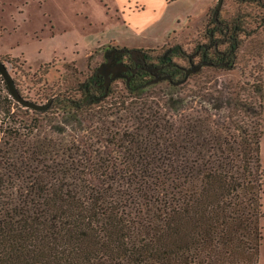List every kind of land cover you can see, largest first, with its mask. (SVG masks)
<instances>
[{
    "label": "trees",
    "instance_id": "obj_1",
    "mask_svg": "<svg viewBox=\"0 0 264 264\" xmlns=\"http://www.w3.org/2000/svg\"><path fill=\"white\" fill-rule=\"evenodd\" d=\"M220 13L210 8L208 41L194 54L233 71L250 30ZM180 71L171 69L173 81ZM200 71L180 84L166 79L170 114L147 94L157 82H143L150 72L141 71L126 83L132 100L123 101L124 115L108 112L117 113L109 120L115 129L99 127L88 145L42 135L39 118L20 126L0 118V264H259L264 78L177 91ZM102 84L93 75L79 98L56 96L47 109H31L62 110L80 125L106 92ZM4 99L0 117L11 118L20 103L9 91Z\"/></svg>",
    "mask_w": 264,
    "mask_h": 264
},
{
    "label": "rangeland",
    "instance_id": "obj_2",
    "mask_svg": "<svg viewBox=\"0 0 264 264\" xmlns=\"http://www.w3.org/2000/svg\"><path fill=\"white\" fill-rule=\"evenodd\" d=\"M216 4L217 0H0V61L6 63L21 94L37 103L64 95L79 98L84 82L103 68L107 52L123 47L129 48L124 53L130 63L132 52L136 58L146 53L152 65H161L163 56L166 60L171 58L170 62L181 70L173 78L180 80L184 69L203 59L194 51L198 44L208 41L207 14ZM220 16L241 19L250 30L240 48L237 67L233 71L203 67L179 85L177 91L183 95L195 83L203 84L206 80L215 84L217 79L221 82L264 78V0H224ZM175 45L182 48L181 55L168 51ZM142 76L143 82L153 78L145 72ZM169 91L167 80L150 84L147 89L150 98L168 114L171 111L163 107V102ZM7 92L0 74L1 107L6 106ZM99 95L83 114L85 119L80 125L67 123L68 115L62 110L38 114L18 103L12 108L11 118L2 114L1 122L20 126L33 124L39 118L42 135L62 137L68 143L79 140L92 144L96 142L95 134L101 132L99 127L103 131L115 129L109 120L118 121L117 113L108 116V112L120 110L119 115L123 116V101L132 100L127 97L126 81L121 77L112 79L106 92ZM56 128L63 130L60 135L54 133ZM103 144L100 141L97 146ZM261 162L264 165V135ZM262 204L264 209V195ZM262 227L259 264H264V217Z\"/></svg>",
    "mask_w": 264,
    "mask_h": 264
},
{
    "label": "flooded vegetation",
    "instance_id": "obj_3",
    "mask_svg": "<svg viewBox=\"0 0 264 264\" xmlns=\"http://www.w3.org/2000/svg\"><path fill=\"white\" fill-rule=\"evenodd\" d=\"M168 51L173 52V48L169 49ZM130 55L133 58L132 63L127 60V55L125 53L115 50L107 52L105 55L103 68L97 70L95 73L98 79L103 82L102 86H104L105 90L108 89L109 83L112 81V79L121 77L126 81V83H128L131 82L133 78L137 77V75L139 76L141 71L150 72L149 75L153 77L150 83L154 82V80L157 78L154 73L159 75V81L166 80L164 79V76L170 75L171 69L175 67H173V65L170 63V60H166V56H163V62L161 65H152L149 64V59L145 57L144 54H140L137 58L135 57L134 52L130 53L129 56Z\"/></svg>",
    "mask_w": 264,
    "mask_h": 264
},
{
    "label": "water",
    "instance_id": "obj_4",
    "mask_svg": "<svg viewBox=\"0 0 264 264\" xmlns=\"http://www.w3.org/2000/svg\"><path fill=\"white\" fill-rule=\"evenodd\" d=\"M223 1L224 0H217V4L215 6V15L216 16L220 12V9L223 5ZM209 64H210V62L207 60H202L198 63H192V65L189 68L185 69L186 76L182 80L173 81V79L171 78V75L164 76V79H169L170 81H173L176 84H180V83L184 82L189 77L190 74L200 71L203 66L209 65ZM0 74L3 76V78L6 82V85L8 87V91L10 92L12 97L14 99H16L23 106L28 107V108H32L34 110H45L50 106L52 99H53L52 97L49 98L46 103H37V102L30 100V99L26 98L25 96H23L21 94V92L19 91V89L17 88L15 81H14L6 63L3 61H0ZM154 75L157 77L154 80V82H158L160 79L159 75L157 73H154Z\"/></svg>",
    "mask_w": 264,
    "mask_h": 264
}]
</instances>
